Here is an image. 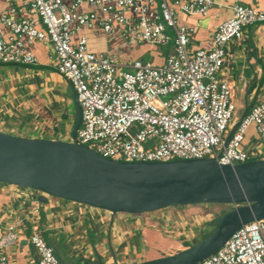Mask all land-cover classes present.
I'll use <instances>...</instances> for the list:
<instances>
[{"label": "built area", "instance_id": "2783aa9c", "mask_svg": "<svg viewBox=\"0 0 264 264\" xmlns=\"http://www.w3.org/2000/svg\"><path fill=\"white\" fill-rule=\"evenodd\" d=\"M5 1L0 64L36 66L38 59L26 46L50 43L56 72L73 87L80 105L75 139L97 155L150 163L215 158L223 166L264 157V101L234 118L231 87L219 79L227 45L240 40L245 28L264 23V9L232 5V16L218 25L210 50L191 53L193 29L178 24L177 13L205 16L217 0ZM83 4L99 11L100 17L80 11ZM22 9L33 17L16 18ZM96 25L127 45L172 43L171 52L159 65L140 59L124 63L110 52L92 53L85 36L72 43L76 33ZM261 64L264 67V57ZM250 128L262 146L258 151L245 143ZM15 240L9 227L0 250ZM29 243L38 255L37 264H61L39 230L33 229ZM6 263L7 257L0 254V264ZM197 264H264V221L241 226Z\"/></svg>", "mask_w": 264, "mask_h": 264}, {"label": "water", "instance_id": "95a60500", "mask_svg": "<svg viewBox=\"0 0 264 264\" xmlns=\"http://www.w3.org/2000/svg\"><path fill=\"white\" fill-rule=\"evenodd\" d=\"M70 94L74 108L71 141L0 131V184L36 191L37 203L56 198L112 216L179 206L226 207L210 221L212 230L199 242L136 264H197L216 253L241 226L264 221V159L223 166L215 158L151 163L103 158L75 139L81 109L72 86ZM51 247L65 264L56 247Z\"/></svg>", "mask_w": 264, "mask_h": 264}, {"label": "crops", "instance_id": "0c3cea01", "mask_svg": "<svg viewBox=\"0 0 264 264\" xmlns=\"http://www.w3.org/2000/svg\"><path fill=\"white\" fill-rule=\"evenodd\" d=\"M16 1L19 3L22 0ZM235 4L256 10L264 9V0H217L216 5L212 6L205 16L177 13V23L193 29L188 44L189 52L210 50L213 34L220 23L231 18V7ZM6 6L7 2L0 0V15ZM79 10L84 13H95L97 17H100L99 11L86 4H83ZM32 17L33 14L25 9H22L16 15V18ZM2 29L6 33V29ZM81 36L86 37L88 48L94 54L110 52L119 59L120 57L125 59L131 55L135 57L142 54H137V52L131 53L128 50V55L119 52L116 48L119 46L117 40L120 39L107 36L98 25L92 29H82L76 33L72 39V43L76 44ZM169 46L165 54L158 52L156 46H153V53H150L151 57L148 60H151L155 65L161 64L171 52L172 43ZM26 47L37 57L38 64L36 66L10 64L12 67L8 73L0 75L2 77L0 78V101H6L7 99L16 100L19 98V95L14 91L5 90L7 84L14 89V84H21L22 79L29 82L35 80L36 82L39 81L37 78H41L42 76L47 79L44 84H41L42 89L44 87L50 91L56 89V91L61 93L62 97L68 99L71 85L65 77L56 72L51 44L36 41ZM263 57L264 23L245 28L241 39L231 41L226 47V56L219 79L226 81L230 85L233 101L237 87L244 93L245 99L240 106L241 114L238 118L248 113L252 107L264 101V67L261 64ZM244 60H247L252 68L251 79L243 78V75L240 76L239 71L236 70L243 66ZM235 65L237 66L235 67ZM241 70L244 71V69ZM248 96L255 97V102L250 107L247 106ZM68 101L73 106L72 98L71 100L68 99ZM234 104L237 109L235 101ZM1 106L3 105L0 104V108H2ZM0 131L5 132L3 129H0ZM11 134L18 136V134L12 132ZM20 136L35 138V136L28 135ZM245 143L252 150L256 148L258 151L262 147L252 128L248 131ZM38 195L33 192L25 193L19 188L0 184V239L6 234L9 227L12 228V231L16 235V240L12 245L7 249L0 250V254H4L7 257L6 264H37L38 255L29 243V236L33 229L39 230L41 236L45 241H49L51 246L56 247L54 242L58 243L68 258L72 260L77 258L84 264H99L97 256L101 258L102 264H136L141 261L159 258L162 255L174 254L178 250L185 249L177 241H165L161 239L159 234H154L153 243V235L149 234L152 231L148 227L153 226V221L149 223H146L147 221H142V223L136 222L132 230L140 231L142 229L140 231L142 235L139 234L137 237L135 233H132L134 236L131 234L129 237L127 230L113 228L110 224L113 216L107 212L56 198H48L47 204H41L34 201ZM129 240L132 241L131 245H129ZM111 242L113 247H115L114 250ZM161 242H164V247L159 253H148V250H151L150 248L154 246L153 244ZM109 245L111 255L106 256L104 258L106 259L105 261L102 256L104 254L108 255L106 246ZM91 251L94 252V256L92 257ZM143 254L150 255L142 260Z\"/></svg>", "mask_w": 264, "mask_h": 264}, {"label": "rangeland", "instance_id": "374dc122", "mask_svg": "<svg viewBox=\"0 0 264 264\" xmlns=\"http://www.w3.org/2000/svg\"><path fill=\"white\" fill-rule=\"evenodd\" d=\"M117 41L119 46L116 48V50L125 53V55H128L127 50L132 52L134 47L137 46L124 44L122 40ZM169 45L165 47L159 46L156 47V49L158 52L165 54L170 47ZM152 48L153 46H150V50H152ZM141 49L139 48L137 51ZM147 57L148 55L143 57V59L147 60ZM119 60L124 63L132 61L123 59L122 57H120ZM236 66L237 65H235V67ZM11 67L12 65L10 64L0 65V75H6ZM241 69H244V71ZM236 70L239 71L240 76L243 75V78H252V68L248 64L247 60H244L243 66L237 68ZM37 79H39V81L36 82L35 80H33V82H29L22 79L21 84H14V89H12L9 84H7L5 90L14 91L17 93V95H19V98L16 100L7 99L6 101H0V104L3 105L1 106L2 108H0V129H3L9 134L12 132L18 135L35 136V138L40 139L71 141L70 122L68 121L67 116L68 111L71 110V105L68 99L62 97L61 93L56 91V89L53 91H50L45 87L42 89L43 87H41V84L45 83L47 80L46 77L44 78L42 76L41 78L38 77ZM244 99V93L240 91L239 87H237L234 97V101L237 104V109L233 114L234 118H238L240 116V106L243 104ZM254 102L255 97H247L248 107L252 106ZM246 150L248 151V149ZM257 159H264V157L260 156ZM33 193L38 194L34 190ZM225 209L226 207L221 205H199L172 207L142 215L116 214L113 216L112 222L110 224L115 229L117 228L120 230L121 228L122 230H127L129 237L132 233H135V236L138 237L139 234L142 235V232H140L142 229H140V231H134L132 230L134 228L133 225H135L136 222L142 223V221H147L146 223H149L153 221V226H148L152 231V233L149 234L153 235V243L155 235L159 234L161 239H164L165 241L174 240L179 242L183 247H189L199 242L209 234V232L212 230L210 221ZM130 226L132 227L130 228ZM132 235L134 236V234ZM148 241H150V239H148ZM46 242L50 244L49 241ZM129 243V245H131L132 241L129 240ZM54 245L57 247L60 257L62 258L63 262H65V264H84L77 258L73 260L68 258L58 243L54 242ZM153 245L154 246L150 248L151 250H148V253L150 254H155L157 252L159 253L164 247V242ZM111 246L114 250L115 247H113L112 242ZM109 249L110 245L106 246L108 255L104 254L102 256L103 260L105 261L106 259L104 258L109 256V254L111 255ZM150 254H143L142 260H144L145 257L149 256ZM92 256H94L93 251H91V257Z\"/></svg>", "mask_w": 264, "mask_h": 264}, {"label": "trees", "instance_id": "16d2710c", "mask_svg": "<svg viewBox=\"0 0 264 264\" xmlns=\"http://www.w3.org/2000/svg\"><path fill=\"white\" fill-rule=\"evenodd\" d=\"M141 49V50H138L137 49ZM137 52L138 53H142L141 56H135L133 57L132 55L129 56L128 58H125L126 60H136V59H140V60H144L143 57H145L146 55H148V57L146 58L148 60L149 57H151L150 53L152 54L153 53V48L152 50H150V46L149 45H146V44H139V46L137 45L136 47H134V50L131 52ZM68 99L71 100V95L69 94L68 95ZM67 116H68V121L70 122V130L72 128V125H73V122H74V108L73 106L71 105V111H68L67 113ZM69 134V133H68ZM20 136V135H18ZM179 207H183V206H179ZM224 210H222L219 214H217L216 216L220 215ZM185 247H188V246H185Z\"/></svg>", "mask_w": 264, "mask_h": 264}]
</instances>
